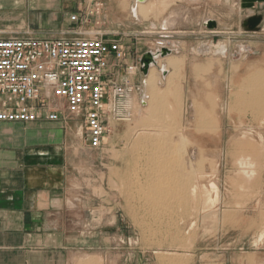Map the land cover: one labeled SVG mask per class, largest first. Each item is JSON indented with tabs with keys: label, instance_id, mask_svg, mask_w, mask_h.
<instances>
[{
	"label": "rangeland",
	"instance_id": "374dc122",
	"mask_svg": "<svg viewBox=\"0 0 264 264\" xmlns=\"http://www.w3.org/2000/svg\"><path fill=\"white\" fill-rule=\"evenodd\" d=\"M191 1L149 0L145 6H140L138 16L132 13L135 7L133 0H121V5L132 20L137 18L145 22L142 31L153 32L152 19L168 21L171 27L172 22L178 23L191 14L195 15L196 5ZM10 11L0 8V37L16 36L13 31L25 26L10 20L11 16L6 14ZM30 28L38 31L39 23H32ZM168 31L174 37L165 42H171L173 51L166 57L171 56L180 62L179 72L172 65H167L166 57H160L158 65L151 67L157 79L152 91L145 86L149 74L138 75L136 81L141 83L140 89L134 90L129 97L131 116L122 112L119 117L110 119L100 148L92 149L88 145L85 117L71 118L66 112L68 125L72 128L60 123L75 154L76 195L79 199V194L84 192L91 205L86 212L77 215L74 256L93 257L94 264H264V103H259L260 91L252 93L247 88L251 77L252 80L261 77L250 68L264 61V24L255 31L240 24V27H233L230 34L206 26L194 33L189 32L191 29ZM213 35L218 36L217 41ZM220 45H225L224 53L217 50ZM129 47L130 56L136 59L141 52H135L128 42ZM143 50L148 49L144 47ZM161 66L168 67L167 74L164 75ZM261 83L264 97V78ZM203 120L209 121L205 123ZM144 128L159 136H171L168 137L172 142L170 145L173 150L176 147L182 149L180 156L184 161L186 159V169L201 178L206 191L210 190V193L207 191L209 196L217 194L216 199L213 197L214 209L199 211L190 206L156 215L150 207L140 203L139 198H130L128 193H124L123 174L137 162L145 161V148H132L136 138L147 135ZM241 136H244L242 141ZM244 138L251 142L255 139L254 143H259L257 145L262 152L254 175L248 177L237 166L235 155ZM191 147L196 149L195 161L189 159ZM196 161H200L199 164ZM191 166H194L192 170ZM78 203V206L83 205V202ZM189 220H194L191 226L188 222L187 230L179 231V227Z\"/></svg>",
	"mask_w": 264,
	"mask_h": 264
},
{
	"label": "crops",
	"instance_id": "0c3cea01",
	"mask_svg": "<svg viewBox=\"0 0 264 264\" xmlns=\"http://www.w3.org/2000/svg\"><path fill=\"white\" fill-rule=\"evenodd\" d=\"M193 1L195 15L171 27L168 21L152 19L153 32L142 31L145 22L135 17L149 0H133L135 20L122 8L121 0H0V8L11 10L6 14L13 22L25 24L13 31L17 35L51 38L76 28L87 33L99 28L131 43L140 55L146 52L144 47L149 51L174 37L169 29H191L189 32L194 33L206 26L207 19L217 21V29L224 34L232 33L233 27H240L252 15H261L264 24V0ZM97 2L102 3L99 12L95 11ZM72 13L91 22H73ZM32 23H39L38 31L31 30ZM61 125L0 122V264L73 263L77 215L91 205L84 192L79 199L76 195L75 154ZM78 201L83 205L78 206Z\"/></svg>",
	"mask_w": 264,
	"mask_h": 264
},
{
	"label": "built area",
	"instance_id": "2783aa9c",
	"mask_svg": "<svg viewBox=\"0 0 264 264\" xmlns=\"http://www.w3.org/2000/svg\"><path fill=\"white\" fill-rule=\"evenodd\" d=\"M101 7L97 2L95 11ZM70 20L91 22L79 13ZM112 35L76 28L51 38L0 37V122H58L72 128L68 112L71 118L85 117L88 145L100 148L110 119L122 112L131 116L129 97L141 86L136 77L146 76L140 55L133 59L128 44ZM164 46L160 42L149 51Z\"/></svg>",
	"mask_w": 264,
	"mask_h": 264
},
{
	"label": "bare ground",
	"instance_id": "6f19581e",
	"mask_svg": "<svg viewBox=\"0 0 264 264\" xmlns=\"http://www.w3.org/2000/svg\"><path fill=\"white\" fill-rule=\"evenodd\" d=\"M148 1V0H147ZM142 3V2H139ZM144 3V2H143ZM173 25V22L171 23ZM226 47L225 45H220L218 47V51L220 50V52L224 53ZM155 53V52H153ZM170 55V54H168ZM167 55V56H168ZM142 56V55H141ZM140 56V58H141ZM162 56H159L157 58V62L156 64H153L152 66H157L158 65V60L159 58ZM166 57V56H165ZM162 57V58H165ZM166 57L165 60L167 61V65H172L175 70L177 72H179L180 69V62L175 60L174 58H170ZM259 62V61H258ZM255 63V62H254ZM151 66V67H152ZM149 69L150 73L148 72V76L146 78V82H145V86L147 87L148 91H152L154 89V85L156 84V80L155 77L153 76V72L155 70H153V68ZM168 67L167 66H161V70L162 72L165 74H167L168 72ZM204 69V68H203ZM251 72L255 71L257 73L260 74V78L258 79H253V77L250 78V82L247 84L248 85V89H250L252 91V93H257L260 91V96L258 95L259 98V103H264V97L262 96L263 92H262V83H261V79L264 78V61H262V63H257V64H253L251 66ZM158 78V77H156ZM209 81V80H208ZM204 83V82H203ZM245 83V82H244ZM156 86V85H155ZM169 86V85H168ZM243 86V84H242ZM156 89V88H155ZM178 89V88H177ZM167 90V89H166ZM161 91V90H160ZM249 91V90H248ZM250 91V92H251ZM162 92V91H161ZM174 92V91H173ZM247 93V92H246ZM163 93H161L162 95ZM160 95V94H159ZM175 95V94H173ZM202 95V94H201ZM148 96V95H147ZM233 96V95H232ZM246 96V94H245ZM251 97V96H250ZM168 98V97H167ZM169 99V98H168ZM257 99V98H256ZM148 100V99H147ZM160 100V98H159ZM171 100V99H170ZM168 100V101H170ZM161 101V100H160ZM167 101V100H166ZM250 101V99L248 100ZM252 102V101H251ZM167 103V102H166ZM246 103V102H245ZM255 104V103H254ZM169 105V104H168ZM170 106V105H169ZM256 106V105H255ZM246 107V106H245ZM251 108V107H250ZM156 109V108H155ZM240 109V108H239ZM260 109V108H259ZM206 110V109H204ZM217 109H215L216 111ZM244 110V109H242ZM249 110V109H248ZM148 111V109H147ZM209 111V110H208ZM246 111V110H245ZM247 112V111H246ZM255 112V111H254ZM148 113V112H147ZM152 113V112H151ZM150 113V114H151ZM162 113V112H161ZM206 113V111H204V114ZM214 113V112H213ZM256 113V112H255ZM155 114V113H154ZM167 114V113H166ZM172 114V113H171ZM175 114V113H174ZM252 114V113H251ZM159 115V114H158ZM180 115V114H179ZM210 115V114H209ZM170 116V115H169ZM168 116V119H169ZM208 116V113H207ZM249 116V115H248ZM209 117V116H208ZM252 117V116H251ZM152 118V117H151ZM205 118V117H204ZM207 118V117H206ZM211 118V117H210ZM215 118V117H214ZM160 119V118H159ZM162 119V118H161ZM201 119V117H200ZM171 117H170V121L171 122ZM210 120V119H209ZM208 120V121H209ZM239 120V119H238ZM166 121V122H167ZM207 121V120H206ZM205 122L203 120V122ZM173 122V121H172ZM146 123V122H145ZM174 123V122H173ZM204 123V124H205ZM150 124V123H149ZM152 124V123H151ZM170 125V123H167L166 125ZM196 124V123H195ZM199 124V123H198ZM197 124V125H198ZM203 124V123H202ZM241 124V123H240ZM256 124V123H255ZM148 125V124H147ZM156 125V124H155ZM162 125V124H161ZM175 125V124H173ZM201 125V124H199ZM210 125V124H209ZM238 125V124H237ZM148 127V126H147ZM150 127V126H149ZM152 127V126H151ZM155 127V126H154ZM161 127V126H160ZM159 127V128H160ZM176 126H174L175 128ZM201 127V126H200ZM210 127V126H209ZM140 128V127H139ZM158 128V127H157ZM156 128V130H157ZM165 128V127H164ZM167 128V127H166ZM177 128V127H176ZM175 128V129H176ZM236 128V127H235ZM243 128V127H242ZM248 128V127H247ZM138 130V127L136 128ZM135 129V130H136ZM141 129V128H140ZM172 128H170L171 130ZM239 129V128H238ZM241 129V128H240ZM252 129V127H251ZM142 130V129H141ZM144 130L146 131L147 135H144L143 137L138 138L139 139H135V144L132 146L136 147V148H145L143 150V152L146 150L145 154L141 157L144 158L145 161L143 162H137L135 164V166H133V168H128V171L125 172V174H123L122 176V188L125 190L124 193H128L130 198H139L140 203H143L144 206H148L151 208V210L157 215L162 213V215H164L165 213H172L175 212L176 209L178 208H184L187 209L190 206H194L196 207L199 211L203 210V211H211L212 209H214L215 206V199L217 197V194H215V199L210 195L207 194V188H205L204 182L201 181V178L199 176H196L195 174H193L191 171L186 169V165L187 163H185V161L183 160V158L181 159L180 156V148H177L176 145H174L176 147V150L172 149V146L170 145V142L168 140V137L170 133H166L168 132V129H166L167 131L164 132L166 133V135H168V137L166 138L165 135L164 137L159 136L158 132L156 134H153L151 132V129L149 128H144ZM159 130V129H158ZM162 130V129H161ZM243 130V129H242ZM250 129L248 128V131ZM140 131V130H139ZM262 131V129H261ZM138 132V131H137ZM160 132V130H159ZM176 131H173V133ZM239 132V131H237ZM264 132V131H263ZM84 133V132H83ZM163 133V132H162ZM250 133V131H249ZM253 133H256L253 132ZM252 133V134H253ZM182 134V133H181ZM184 134V133H183ZM236 134V133H235ZM141 135V134H139ZM171 135V134H170ZM180 135V134H179ZM240 135V134H239ZM242 135V134H241ZM255 135V134H254ZM263 135V133H262ZM135 136V135H134ZM238 136V135H237ZM250 137H252L251 135H249ZM257 136V134H256ZM171 137V136H170ZM169 137V138H170ZM182 139L184 140L183 136L181 135ZM180 137V139H181ZM244 137V136H243ZM241 136V140L242 138ZM249 137V139L251 140V138ZM259 137V136H258ZM257 137V138H258ZM238 138V139H239ZM256 138V140H257ZM178 139V138H176ZM176 139H174L176 141ZM237 139V138H236ZM254 139V138H253ZM252 139V140H253ZM259 139V138H258ZM248 140L247 138L243 140L242 145H240L239 147L236 148V164L238 167H241L242 169V173H244L243 175H249L252 176L254 175V172L256 171V164L260 163V157H261V150H260V146L257 145L259 144L257 141L255 144V139L254 142ZM260 140V139H259ZM258 140V141H259ZM174 141V142H175ZM263 141V139H262ZM169 142V143H168ZM177 142V141H176ZM173 143V144H176ZM179 142L181 143V140H179ZM260 142V141H259ZM172 143V142H171ZM179 143V144H180ZM233 143V142H232ZM184 144V143H183ZM261 144V143H260ZM264 144V143H263ZM224 145V144H223ZM183 147H185L184 145H182ZM187 146V145H186ZM189 146V144H188ZM264 146V145H263ZM135 148V149H136ZM234 147H232L233 150ZM263 148V147H262ZM188 150V149H187ZM186 150V151H187ZM203 150V148H202ZM140 151V150H139ZM138 151V152H139ZM134 150H131V153H133ZM203 152V151H202ZM230 152V151H229ZM234 152V151H233ZM234 152V153H235ZM137 153V152H135ZM182 153V152H181ZM186 153V152H185ZM219 153V152H218ZM139 153H137L138 155ZM224 154V153H223ZM142 154H140L139 156H141ZM189 159L191 158L192 161H195L194 158H196V149H194V147H191L189 149ZM199 155V154H198ZM208 155V154H207ZM231 155V154H229ZM132 156H134L132 154ZM131 156V157H132ZM238 156V157H237ZM183 157V156H182ZM186 157V156H185ZM219 157V156H218ZM235 157V156H234ZM136 158V157H135ZM140 158V160H141ZM187 158V157H186ZM198 158V157H197ZM211 158V157H210ZM188 159V158H187ZM204 159V157H203ZM263 159V158H262ZM133 160V159H132ZM137 159H135L136 162ZM197 160V159H196ZM201 160V159H200ZM205 160V159H204ZM139 161V160H138ZM142 161V160H141ZM188 161V160H187ZM200 161H196L195 163H198ZM203 162V161H202ZM193 163V164H195ZM189 164L190 161H189ZM199 164V163H198ZM203 164V163H202ZM264 164V163H263ZM134 165V164H133ZM222 165V164H221ZM202 166V165H201ZM189 167V165H188ZM194 167V166H193ZM193 167L191 166V170L193 169ZM213 167V166H212ZM190 168V167H189ZM188 168V169H189ZM261 168V167H260ZM259 168V169H260ZM130 169V170H129ZM211 169V167H210ZM216 169V168H215ZM187 170V171H186ZM208 170V169H207ZM205 170V171H207ZM238 170V169H237ZM250 171V172H249ZM202 172V171H201ZM212 172V171H211ZM231 172V171H230ZM261 172V171H260ZM206 173V172H205ZM264 174V173H263ZM200 175V174H199ZM208 175V174H207ZM212 177V176H211ZM216 177V176H215ZM248 177V176H247ZM251 178V177H250ZM252 181V180H251ZM255 181V180H254ZM211 183H213L212 181H210ZM253 182V181H252ZM254 183V182H253ZM209 185V184H207ZM213 186V185H212ZM211 186V187H212ZM210 187V188H211ZM214 188V187H213ZM219 188V187H218ZM122 189V190H123ZM212 190V189H211ZM214 190V189H213ZM216 190V188H215ZM212 192V191H211ZM210 193V190H209ZM217 193V192H216ZM231 193V192H230ZM212 194V193H211ZM138 200V201H139ZM137 201V200H136ZM139 203V202H138ZM239 206V205H238ZM147 208V207H146ZM148 209V208H147ZM181 209V210H182ZM193 209V208H192ZM211 209V210H209ZM238 209V208H237ZM150 210V209H148ZM147 210V211H148ZM179 210V209H178ZM150 211V212H152ZM195 211V210H193ZM207 211V212H208ZM154 213H150V215H153ZM164 213V214H163ZM196 213V212H195ZM215 213V212H214ZM184 214V213H183ZM192 214V213H191ZM198 214V213H196ZM195 214V215H196ZM161 215V218H163ZM170 215V214H169ZM168 215V216H169ZM155 216V215H154ZM172 216V215H171ZM191 216V215H190ZM160 217V215H159ZM165 217V216H164ZM167 217V216H166ZM160 219V218H159ZM175 219V218H174ZM172 220V219H171ZM192 220V219H191ZM187 221L183 226L179 227V231L183 232L187 230V223L190 222V226L192 224V222L194 221ZM173 221V220H172ZM182 221V220H181ZM150 223V222H149ZM260 224V223H259ZM167 225V224H166ZM160 226V225H159ZM154 227V226H153ZM169 228V227H168ZM190 229V228H189ZM191 230V229H190ZM187 233V232H186ZM264 235V234H263ZM178 239V238H176ZM89 257V256H88ZM93 258V257H91ZM91 258H85V257H77V256H73L72 257V262L74 264H94L95 261H93V259ZM178 258V257H177ZM162 259H164L162 257ZM175 259V258H174ZM95 260V259H94ZM167 260V259H166ZM176 261V260H175ZM168 262V261H167ZM178 264V262H177Z\"/></svg>",
	"mask_w": 264,
	"mask_h": 264
},
{
	"label": "water",
	"instance_id": "95a60500",
	"mask_svg": "<svg viewBox=\"0 0 264 264\" xmlns=\"http://www.w3.org/2000/svg\"><path fill=\"white\" fill-rule=\"evenodd\" d=\"M138 2H146L147 0H137ZM263 18L261 15H252L247 17L242 22V27L251 31H255L261 27ZM208 29H217L218 24L217 21L210 19L205 23ZM218 40V36H214V41ZM172 49L168 46L162 47L159 51L153 53L152 51H146L142 54L140 58V62L142 64L141 71L143 74L147 75L149 72L150 67L153 64H156L157 58L159 56L165 57L168 54H171Z\"/></svg>",
	"mask_w": 264,
	"mask_h": 264
}]
</instances>
